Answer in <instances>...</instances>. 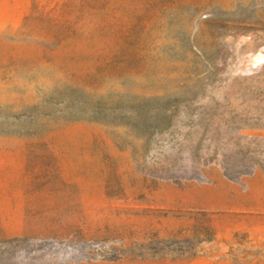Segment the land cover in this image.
Here are the masks:
<instances>
[{
    "label": "rangeland",
    "instance_id": "obj_1",
    "mask_svg": "<svg viewBox=\"0 0 264 264\" xmlns=\"http://www.w3.org/2000/svg\"><path fill=\"white\" fill-rule=\"evenodd\" d=\"M0 264H264V0H0Z\"/></svg>",
    "mask_w": 264,
    "mask_h": 264
}]
</instances>
